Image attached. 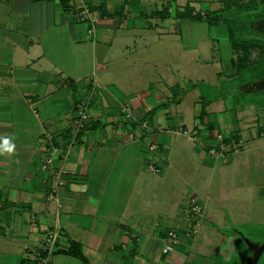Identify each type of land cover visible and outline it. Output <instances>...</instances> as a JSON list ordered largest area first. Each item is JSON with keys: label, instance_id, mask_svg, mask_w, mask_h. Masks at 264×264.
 Listing matches in <instances>:
<instances>
[{"label": "crops", "instance_id": "obj_1", "mask_svg": "<svg viewBox=\"0 0 264 264\" xmlns=\"http://www.w3.org/2000/svg\"><path fill=\"white\" fill-rule=\"evenodd\" d=\"M137 1L0 0V136L15 143L0 154V264H36L49 233V264H84L63 252L73 241L90 264H193L209 253L175 215L195 195L185 173L225 175L233 164L206 153L209 134L228 131L226 114L210 111L212 101L203 126L201 103L192 119L183 99L173 103L166 62L149 52L172 34L170 17L156 7L144 14ZM84 4L96 20L92 33L76 14ZM78 105L90 115L80 130ZM198 122L195 137L180 133ZM58 172L64 185L53 192ZM172 227L186 245L181 238L176 253L163 254Z\"/></svg>", "mask_w": 264, "mask_h": 264}, {"label": "rangeland", "instance_id": "obj_2", "mask_svg": "<svg viewBox=\"0 0 264 264\" xmlns=\"http://www.w3.org/2000/svg\"><path fill=\"white\" fill-rule=\"evenodd\" d=\"M130 1L132 0H129V5ZM246 2L247 0H138L135 3L136 8L144 14L154 11L155 7L160 11L166 9L170 13L169 31L172 34L168 35L163 46L153 45L149 52L161 53L158 54V59L166 62L162 64L164 71L161 75H165L169 87L176 86L175 94H178V99H183V106L188 107L190 119L195 112L194 105L202 104L203 95L214 101V105L209 107L210 111L219 108L226 114V120L222 121L228 131L218 130V133L230 136L238 131L244 140L243 148L229 157L233 164L225 175L218 174L215 170L209 177L203 173L199 176L197 169L196 172L188 171L184 174L186 180L192 181L191 185H185L184 188L198 196L201 205H204L203 215L187 218L185 212L188 208L184 205L175 217L177 222H183V225H188L195 232L191 237L193 242H202L209 252L204 258L215 264H246L253 251L245 241L258 245L264 243V88L249 86L250 83L259 81V77L264 78V61H261L264 44L255 45L245 58L242 50L232 51L227 28L223 23L226 17L260 23L264 19L258 18L264 15V0H255L257 8L252 6L247 11L232 10L221 15L222 18H215L218 25L212 21V13L221 11L227 3L235 8L234 3ZM188 5L194 9V13L202 15L203 19H182L175 15L176 10L185 11ZM172 19L176 21L175 24L171 23ZM156 20L157 18L149 17L147 21L155 26ZM157 23L159 24V20ZM249 37L255 43H264L263 32H253ZM232 59L234 67H231ZM193 84L196 87L192 89ZM203 118L201 117L202 124L207 126L208 121L204 120L203 123ZM216 134L209 135L212 139ZM214 143L215 141L209 147ZM206 153L214 163H225L228 160L211 158L208 148ZM192 161L195 162L189 160ZM172 231L184 234L175 227H172ZM182 235L181 242L186 245ZM225 238L229 240L220 247ZM165 244L170 245L167 241ZM177 249L178 246H173L170 253H176ZM196 251L197 246L193 244L189 255H196ZM200 258L196 255L193 264L205 263V259L199 260ZM258 264H264V254Z\"/></svg>", "mask_w": 264, "mask_h": 264}, {"label": "built area", "instance_id": "obj_3", "mask_svg": "<svg viewBox=\"0 0 264 264\" xmlns=\"http://www.w3.org/2000/svg\"><path fill=\"white\" fill-rule=\"evenodd\" d=\"M78 19L81 21H87L90 23L91 29L90 32L92 33L95 29L96 20L94 19L92 12L88 5H82L78 8L76 12ZM121 111L123 114L124 119L131 120L133 119V112L130 106L122 105ZM76 121L75 125L77 129H84L88 123L90 122V115L86 111L85 107L83 105H78L76 107ZM201 122H198L194 125L192 129H183L180 131V133L184 136L188 137H195L197 135V130L201 127ZM229 139L227 142L226 139ZM47 139H51L50 135H47ZM215 143L212 144L209 148V154L211 158H218V159H229L231 155H236L242 148H243V142L244 140L242 138H239L238 140H235L231 138L230 136L223 135V133L216 134ZM57 152V148L51 147L49 150V153H51L50 156L46 157L45 160L42 162V169H47L53 164L54 161V155ZM151 170H154L158 172L159 170H156L154 167L150 166ZM55 186L53 187L52 191L56 192L57 189L60 186L64 185V181L61 179V172H58L55 174ZM188 210L185 212L187 218H195L197 216L203 215V206L201 205L199 199L197 197H190L188 200V203L186 205ZM55 236L51 233L48 234V237L46 238L45 247L43 248L44 254L40 253V256L38 258V261L36 264H49L50 263V255L53 250V245L55 243ZM181 240L180 234L176 231L170 230L167 232L166 241L170 243V245H166L163 248V254H167L172 251L173 246L179 245Z\"/></svg>", "mask_w": 264, "mask_h": 264}, {"label": "trees", "instance_id": "obj_4", "mask_svg": "<svg viewBox=\"0 0 264 264\" xmlns=\"http://www.w3.org/2000/svg\"><path fill=\"white\" fill-rule=\"evenodd\" d=\"M61 1L64 2L66 0H61ZM234 5H235V8H232V6L229 3H227L226 7L224 9H222L221 11L213 12L212 14L214 15V19L212 21H214L215 24L218 25V22L215 21V18H219V17L222 18L221 15H225L226 13H229V11L238 10V9L239 10L242 9L243 11H247L252 6H255L257 8V3L255 2V0H247L246 4L234 3ZM158 13H160L166 17L170 16L169 11L166 9L159 11ZM254 14H256V13H254ZM175 15L178 18H182V19H186V18L193 19V20H202L203 19L202 15L194 13V9L192 7H190L189 5L186 6L185 11L176 10ZM206 17L208 20L209 14H207ZM260 17L262 18V17H264V15H260L258 18H260ZM223 21H224L223 23L226 25V28H227L228 42L230 44L232 51L242 50V52L244 53V57L247 58L248 51L251 48L255 47V45L264 44L261 42H260V44L255 43L254 40L249 37V34H251L253 32H255V33H262L263 32L264 33V31H261L258 28V23L253 22V21H251V22L250 21H240V19H232V18L230 19L228 17H226V19H224ZM261 61H264V50L262 51V60ZM230 62H231V67H234V60L232 59ZM262 71H264V68ZM263 76H264V74H263ZM261 77H259V81L264 79ZM249 86L254 87V83H250ZM195 87H196L195 84L191 85L192 89ZM175 89H176V86L172 87L173 103L179 104L181 102V100L178 99V97H177L178 94H175V92H176ZM201 100H202V110L200 112V117H205L207 115L206 107H207V105H209L213 101V99H210V98L207 99L206 97H204L202 95ZM208 128L210 129V128H212V126L208 125ZM230 137L235 139V140H238L239 138H241L240 134H238V131H236V134H231ZM226 141L228 142L229 139L227 138ZM63 252L68 254V255H71V256H74V257L80 259L84 264H90L88 262V260L86 259V257L84 256V254L82 253V248H81L80 244H78L74 241L70 243L69 249H67L66 251L63 250Z\"/></svg>", "mask_w": 264, "mask_h": 264}, {"label": "water", "instance_id": "obj_5", "mask_svg": "<svg viewBox=\"0 0 264 264\" xmlns=\"http://www.w3.org/2000/svg\"><path fill=\"white\" fill-rule=\"evenodd\" d=\"M258 28L264 31V20L258 23ZM255 88H264V79L254 83ZM248 247L253 251L252 256L249 258L246 264H258L260 257L264 254V243L262 245L253 244L248 240L245 241Z\"/></svg>", "mask_w": 264, "mask_h": 264}, {"label": "clouds", "instance_id": "obj_6", "mask_svg": "<svg viewBox=\"0 0 264 264\" xmlns=\"http://www.w3.org/2000/svg\"><path fill=\"white\" fill-rule=\"evenodd\" d=\"M15 149L13 138L8 135L0 136V154H11Z\"/></svg>", "mask_w": 264, "mask_h": 264}, {"label": "flooded vegetation", "instance_id": "obj_7", "mask_svg": "<svg viewBox=\"0 0 264 264\" xmlns=\"http://www.w3.org/2000/svg\"><path fill=\"white\" fill-rule=\"evenodd\" d=\"M253 253V252H252Z\"/></svg>", "mask_w": 264, "mask_h": 264}]
</instances>
